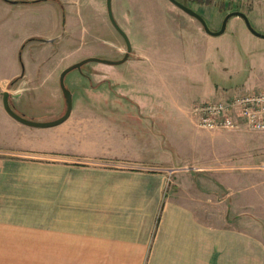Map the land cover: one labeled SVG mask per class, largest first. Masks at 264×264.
I'll use <instances>...</instances> for the list:
<instances>
[{
	"label": "rangeland",
	"instance_id": "1",
	"mask_svg": "<svg viewBox=\"0 0 264 264\" xmlns=\"http://www.w3.org/2000/svg\"><path fill=\"white\" fill-rule=\"evenodd\" d=\"M7 1L14 2L0 0V84L18 83L20 96L10 104L27 115L51 111L57 103L65 107L58 78L66 66L87 56L116 60L125 51L107 18L105 0ZM177 1L196 11L211 30L219 28L225 13L239 10L264 34V0ZM109 2L129 41V57L117 64L89 61L67 72L62 82L71 106L77 95L102 105V97L96 98L100 91L111 100L104 81L94 88L95 78L87 76L97 67L109 70L115 82L109 90L121 93L117 102H130L136 114L149 117L144 129L160 132L168 158L183 166L178 172L193 175L202 196L221 201V213L232 226L264 232V133L242 130V137L231 138L235 132L202 130L188 118L195 101L264 88V38L251 34L238 16L227 19L221 34L208 35L168 0ZM1 114L0 98V129ZM172 170L165 169L169 187ZM38 190L25 182L18 197L0 200V264L99 263L94 254L74 253L85 248L64 246V238L70 243L82 237V224L55 222L58 208L48 205L44 186ZM80 209L85 208L70 209L67 218L73 220ZM86 209L87 215L95 214L96 208Z\"/></svg>",
	"mask_w": 264,
	"mask_h": 264
},
{
	"label": "crops",
	"instance_id": "2",
	"mask_svg": "<svg viewBox=\"0 0 264 264\" xmlns=\"http://www.w3.org/2000/svg\"><path fill=\"white\" fill-rule=\"evenodd\" d=\"M109 73L97 67L87 76L95 78L94 88L104 81L111 100L103 91L96 95L102 105L72 96L67 117L53 126L23 124L2 108L0 200L18 197L25 182L36 191L44 186L48 205L58 208L55 222L82 224V237L64 238V246L85 248L74 253L94 254L96 264H264V232L232 226L221 213L225 205L202 196L193 175L178 172L183 166L168 158L160 132L144 129L149 117L136 114L130 102H117L121 93L109 90L115 83ZM8 81L0 91L18 94L10 99L17 101L21 87H6ZM13 110L45 121L64 105L39 115ZM240 131L231 138L242 137ZM132 142L139 147L128 148ZM166 167L174 170L170 187ZM89 207L94 215H87ZM72 208L85 209L70 220Z\"/></svg>",
	"mask_w": 264,
	"mask_h": 264
},
{
	"label": "built area",
	"instance_id": "3",
	"mask_svg": "<svg viewBox=\"0 0 264 264\" xmlns=\"http://www.w3.org/2000/svg\"><path fill=\"white\" fill-rule=\"evenodd\" d=\"M188 118L207 131L264 132V88L195 101L188 108Z\"/></svg>",
	"mask_w": 264,
	"mask_h": 264
},
{
	"label": "water",
	"instance_id": "4",
	"mask_svg": "<svg viewBox=\"0 0 264 264\" xmlns=\"http://www.w3.org/2000/svg\"><path fill=\"white\" fill-rule=\"evenodd\" d=\"M22 1H26V0H22ZM168 1L171 4H173L174 6H176L177 8H179L181 11H183L184 13L189 15L190 17H193L194 19H196L199 22L203 32L208 34V35H219V34H221L225 29V24H226L227 19L231 16H238L242 19L246 28L248 29V31L251 34H253L254 36H257V37L264 38V34H261L257 31H255L250 26L245 14L239 10H232V11L225 13L221 19L219 28L217 30H211L206 25L204 19L196 11H194L190 7L182 4L181 2H179L177 0H168ZM11 2H14V1H11ZM105 9H106L107 18H108L110 24L120 34V36L122 37V39L124 41L125 51H124L123 55L119 59H116V60H110V59H105V58H98V57H94V56H89V57L83 58L81 60H78V61L66 66L65 68H63L59 74L58 80H59V87H60V90L62 92V96H63L64 101H65V107H64L63 112L59 116H57L56 118L50 119V120H45V121L33 120V119L25 118L21 114L16 113L10 104V99L18 96V94L9 93L7 90L0 91L2 108L4 109V111L9 116H11L15 120H17L23 124L29 125V126L49 127V126L56 125V124L60 123L61 121H63L67 117L69 110H70V106H71L70 93L63 86V82H62L63 77L67 72H69L72 69L78 70L82 64L89 62V61H96V62H101V63H105V64H117V63L124 61L127 58V55L130 52L129 41H128L127 36L125 35L124 31L117 25V23L114 21L112 15H111L109 0H105ZM40 41L50 42L51 39H44V40H40Z\"/></svg>",
	"mask_w": 264,
	"mask_h": 264
},
{
	"label": "flooded vegetation",
	"instance_id": "5",
	"mask_svg": "<svg viewBox=\"0 0 264 264\" xmlns=\"http://www.w3.org/2000/svg\"><path fill=\"white\" fill-rule=\"evenodd\" d=\"M54 2H56V3H59L60 4V2L58 1V0H53ZM43 42V41H42ZM51 42V41H50ZM43 43H47V42H43ZM124 53V52H123ZM123 53H122V55H123ZM121 55V56H122ZM87 57H89V56H87ZM127 57H129V53H128V55H127ZM84 58H86V57H84ZM83 59V58H82ZM81 60V59H80Z\"/></svg>",
	"mask_w": 264,
	"mask_h": 264
}]
</instances>
